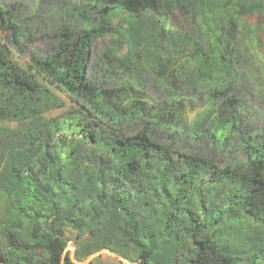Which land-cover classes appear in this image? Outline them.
Wrapping results in <instances>:
<instances>
[{
	"label": "trees",
	"instance_id": "1",
	"mask_svg": "<svg viewBox=\"0 0 264 264\" xmlns=\"http://www.w3.org/2000/svg\"><path fill=\"white\" fill-rule=\"evenodd\" d=\"M49 13L39 48L0 1V264H264V0Z\"/></svg>",
	"mask_w": 264,
	"mask_h": 264
},
{
	"label": "rangeland",
	"instance_id": "2",
	"mask_svg": "<svg viewBox=\"0 0 264 264\" xmlns=\"http://www.w3.org/2000/svg\"><path fill=\"white\" fill-rule=\"evenodd\" d=\"M4 2L9 7H13L15 10L16 18L15 22L20 26L25 27V31H31L33 33L32 38L35 41V46L39 48H44L48 44L49 35L45 34L44 29L52 20L49 19L48 15L50 14V10H58L59 14L62 11L67 10L70 15L72 26L75 29V36L81 34L82 30L88 25V21L82 22L80 21L79 9L82 4H85L88 0H0ZM246 23L251 26H256L258 24V19L256 16H246ZM134 22V21H133ZM251 29L246 30V34L250 37ZM249 39V38H248ZM247 40V39H246ZM258 40L260 46L258 47V51L261 56L264 58V32L259 31ZM115 39H109L105 42H100L98 45V49L107 48L108 46L114 49V54L117 57H123L127 52V47L118 46L115 47ZM30 44L23 45L22 51L18 52L21 56H26L27 48H29ZM264 65V62H262ZM66 103L69 105V100H66ZM61 110H56L55 114H61ZM67 252L70 253L71 257L74 259L77 264H87L90 261H95L96 264H138L131 263L126 261L124 258H121L108 250L102 249L100 251H96L92 254L88 253L87 247H76L73 242H71L67 248ZM250 256L245 255L242 264H250ZM129 258V256H127Z\"/></svg>",
	"mask_w": 264,
	"mask_h": 264
}]
</instances>
